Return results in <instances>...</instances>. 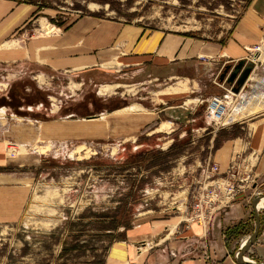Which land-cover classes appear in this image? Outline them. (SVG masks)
<instances>
[{"label": "rangeland", "instance_id": "1", "mask_svg": "<svg viewBox=\"0 0 264 264\" xmlns=\"http://www.w3.org/2000/svg\"><path fill=\"white\" fill-rule=\"evenodd\" d=\"M27 1L50 6L37 18L57 27L94 16L212 42L248 3ZM243 61L241 73L252 71L242 86L241 73L229 82L240 61L179 68L185 79L160 82L149 71L132 77L94 69L77 76L21 61L0 64V157L7 163L0 173L13 175L28 193L20 219L0 225V264H104L117 241H129L141 257H191L240 202L251 222L236 226L239 237L228 233L238 244L236 256L255 230L252 201L264 194L258 170L264 139L251 134L264 126V43ZM179 82L188 90L170 100L157 97ZM107 85L112 88L101 92ZM259 215L258 239L264 209ZM154 221L165 227L150 235Z\"/></svg>", "mask_w": 264, "mask_h": 264}, {"label": "crops", "instance_id": "2", "mask_svg": "<svg viewBox=\"0 0 264 264\" xmlns=\"http://www.w3.org/2000/svg\"><path fill=\"white\" fill-rule=\"evenodd\" d=\"M38 9L36 4L0 0V64L21 61L77 76L80 72L94 69H111L132 77L149 71L156 73L149 76L153 78L152 81L160 82L161 79H185L182 78L184 74L180 73L183 67L193 69L202 64L215 66L243 61L255 47L264 43V0H248L243 14L237 20L231 19L226 32L214 42L185 34L149 31L140 25L94 16H82L57 27L47 23L46 18H37L43 14ZM201 59L208 62L202 63ZM166 68L167 73L162 75L160 72ZM190 81L188 84L191 85ZM187 86L186 82H179L156 95L160 99L170 100L178 93L187 91ZM165 125L167 123L162 127ZM252 132L256 138L264 139V126ZM0 167H7L5 159L1 157ZM258 170L264 175V158ZM14 180L13 175L0 173V225L18 221L28 200L27 189L15 186ZM244 206L239 202L227 210L225 218L221 217L213 225L206 242L191 257H171L163 252L141 257V253L136 254L130 249L129 241H117L104 264H239L234 254L238 244L230 241L231 236L228 237L227 231L241 222H251L247 205ZM163 226L162 221H154L148 233L154 234ZM250 252L256 262H264V237L257 240ZM208 256L211 257L210 261L207 260Z\"/></svg>", "mask_w": 264, "mask_h": 264}, {"label": "water", "instance_id": "3", "mask_svg": "<svg viewBox=\"0 0 264 264\" xmlns=\"http://www.w3.org/2000/svg\"><path fill=\"white\" fill-rule=\"evenodd\" d=\"M244 66H245V61H240L239 64L235 67V70L233 71V73L231 74V77L229 79L230 83H233L238 78V76L241 73V70L243 69ZM229 70H230V67L229 66L226 67L224 74L221 77L222 81L225 79ZM251 71H252L251 66L245 68V70L241 73V75L238 79L239 80L238 81L239 86H242L245 83V81L249 77ZM263 198H264V194L258 195L252 201V208H253L254 219H255V230L249 236L246 243L241 246V248L237 254L236 259H237V262L239 264H264V262H255V261L247 259V257H246L248 252L251 250V248L256 244L257 239H258L259 234H260L261 217L259 215V211H258L257 207Z\"/></svg>", "mask_w": 264, "mask_h": 264}, {"label": "bare ground", "instance_id": "4", "mask_svg": "<svg viewBox=\"0 0 264 264\" xmlns=\"http://www.w3.org/2000/svg\"><path fill=\"white\" fill-rule=\"evenodd\" d=\"M258 58H259V56H257ZM112 88V86H103L102 87V89H101V92H104V91H108L109 89H111ZM215 103H217L216 101H215ZM222 103H221V100H219V103L218 104H216V105H214L213 107H212V109H213V114L215 115L216 114V111H217V109L219 108V106L221 105ZM4 111H5V109L3 108L2 109V111H1V113H4ZM218 114V113H217ZM31 122H34L35 123V121L34 120H31ZM258 211H262L263 209H264V198L260 201V203H259V205H258ZM163 241V240H162ZM246 241H247V239H246ZM246 241L243 243V245L246 243ZM149 246H151L150 244H148V246L147 247H145V248H143L141 251H147L148 249H149Z\"/></svg>", "mask_w": 264, "mask_h": 264}, {"label": "trees", "instance_id": "5", "mask_svg": "<svg viewBox=\"0 0 264 264\" xmlns=\"http://www.w3.org/2000/svg\"><path fill=\"white\" fill-rule=\"evenodd\" d=\"M18 2H28V3H30V4H38V3H34V2H32V1H27V0H17ZM41 5H37L38 6V11H42V10H44V9H48V8H50V6H47V5H44L43 3H40ZM52 22H54V21H52ZM60 25H63V23L61 22V24ZM185 36H190V35H186L185 34ZM239 227H240V224L238 225ZM232 230L231 229H229L228 231H227V233H231L230 235H234L235 233H237L238 234V237H239V235L241 234V231H240V229L239 228H237V227H234V229H233V231L231 232Z\"/></svg>", "mask_w": 264, "mask_h": 264}, {"label": "built area", "instance_id": "6", "mask_svg": "<svg viewBox=\"0 0 264 264\" xmlns=\"http://www.w3.org/2000/svg\"><path fill=\"white\" fill-rule=\"evenodd\" d=\"M258 49H259V48H258ZM258 195H259V194H258ZM238 252H239V250H238ZM238 252L236 253V256H235V257H237V254H238ZM207 260H209V261H210V260H211V257H210V256H208V257H207Z\"/></svg>", "mask_w": 264, "mask_h": 264}]
</instances>
